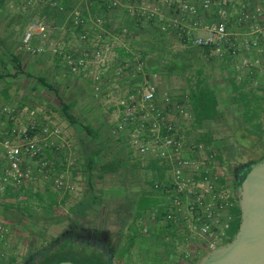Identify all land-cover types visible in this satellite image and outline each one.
Returning a JSON list of instances; mask_svg holds the SVG:
<instances>
[{
  "label": "crops",
  "instance_id": "1",
  "mask_svg": "<svg viewBox=\"0 0 264 264\" xmlns=\"http://www.w3.org/2000/svg\"><path fill=\"white\" fill-rule=\"evenodd\" d=\"M66 1H70L64 10L66 17L62 15L58 20L50 21L55 25L51 38L75 54L87 51L92 58L94 51L102 53L98 69H95L100 76L97 96L95 82L85 75L71 74L60 58L48 52L36 55L20 49L28 25L45 20L35 2L25 5L20 0H0V106L12 111L10 118L0 113V264H23L30 236L25 228L34 223L31 220L33 210H40L45 204H57V212L66 215L77 204H88L86 214L93 223L98 215L94 210L100 207H110L107 215L113 216L110 213L119 205L140 204V200L135 201L133 197L138 192L146 195L153 192L156 195L159 201L151 207L153 210L163 203L159 193L153 190L154 181L133 180L134 174L130 170L135 167L138 172L147 174L157 171L149 167V161L139 156L130 143V134L139 126L144 113L139 106L142 93L149 84L156 87L152 102L156 110L162 112L184 137L189 136L188 130L196 131L188 137L189 142H212L220 150L224 162L225 152L217 144L224 141L235 144L239 138L257 139L255 134L244 131L242 106L238 104L244 91L238 90L236 82L239 60L242 56L251 59V53L219 58L207 48L183 44L173 34L159 31L156 22L132 20L124 10H113L92 0ZM73 7H77L85 19V26L79 27L77 32L67 20ZM97 15H101L104 21L103 38L96 46H91L82 42L78 35L87 32L88 39L93 37L96 28L92 22ZM201 17L206 25L215 21L214 13L207 16L201 13ZM194 65L198 67L194 68ZM178 79L184 82L179 88L175 86ZM199 83L201 90H212L217 99V114L201 123L188 109V84L194 89ZM257 92L264 96V89ZM62 103L68 105V111L75 118L73 124L63 118ZM127 105L134 106L136 119L122 130H117ZM31 122L38 127L59 130L60 137L50 139L56 144L64 140L70 147L63 150L60 156L46 149L45 157L52 163L47 178L37 176L34 181L19 186L3 184L5 157L2 141L10 137L13 126L29 125ZM83 126H89L95 138L88 136L82 130ZM88 156L95 160L91 185L82 169ZM67 159L72 160L74 165L66 167ZM111 161L117 166L116 171L105 174L103 180L97 179L95 176L100 174L101 164ZM59 175L76 185L73 192L58 190L51 185V178ZM234 180L232 178L230 182ZM230 214L235 220L234 214ZM164 227L165 224L160 222L156 228L148 224L149 235L139 239L137 246L146 249L153 245L163 254L175 252V245L188 244L185 252L180 253L185 255L192 250L190 255H193L185 264H193L194 258L201 252L200 241L203 240L189 239L179 228L169 231ZM165 240L170 244H166Z\"/></svg>",
  "mask_w": 264,
  "mask_h": 264
},
{
  "label": "built area",
  "instance_id": "2",
  "mask_svg": "<svg viewBox=\"0 0 264 264\" xmlns=\"http://www.w3.org/2000/svg\"><path fill=\"white\" fill-rule=\"evenodd\" d=\"M20 1L25 5L35 2L40 10L49 7L63 12L66 9L62 0ZM92 1L113 10H124L134 21L156 22L159 31L173 34L183 44L207 48L219 58L251 53V59L242 56L239 60L236 81L242 83L248 78L250 88H264V0ZM201 13L206 16L214 13L215 21L211 25L204 24ZM67 20L73 29L85 26V19L77 7L69 12ZM92 23L96 28L93 37L88 39V33L82 32L78 38L96 46L103 38L102 16L97 15ZM54 28L55 25L47 20L31 22L22 36L20 49L36 55L48 52L60 58L71 74L85 75L95 82L97 96L100 76L95 69H98L102 53L96 50L92 58L87 51L72 53L51 38ZM155 95L153 84L142 93L139 108L144 113L139 126L130 134L131 146L142 158L158 163L163 177L154 182L153 190L163 199L158 207L163 213V222L177 226L189 239L203 240L200 244L209 252L229 238L234 221L229 211L237 205V189L228 180L223 155L214 148L189 142L152 105ZM134 110L133 105L125 107L117 130L136 119ZM0 113L10 118L12 111L0 106ZM59 134V130L38 127L35 122L10 128V137L2 141L5 164L1 182L19 186L34 181L37 176L47 178L52 163L45 157L46 149L60 156L70 147L64 140L56 144L50 139L60 137ZM73 165L72 160H66V167ZM64 178L63 175L51 178V185L73 192L75 186Z\"/></svg>",
  "mask_w": 264,
  "mask_h": 264
},
{
  "label": "trees",
  "instance_id": "3",
  "mask_svg": "<svg viewBox=\"0 0 264 264\" xmlns=\"http://www.w3.org/2000/svg\"><path fill=\"white\" fill-rule=\"evenodd\" d=\"M70 2V1H69ZM69 2L62 0L61 4L65 8L68 7ZM93 5V3H92ZM45 20L47 21H56L60 16L66 17L65 11L58 12L52 8L45 7L42 10ZM68 25L70 26L69 22ZM75 32L80 31V28L74 29ZM79 33V32H78ZM248 78L245 79L242 83H238L237 87L239 91H244L239 97V103L242 106L243 120L245 121V132L252 133L257 136L259 141L264 138V120H262V114L264 113V96H260L257 91L264 88H250L248 85ZM233 85L234 82L232 83ZM190 89L188 109L191 114L194 116L195 120L198 123H201L205 120H210L215 117L217 114V99L213 94L212 90L204 89L201 90V84L199 83L194 89ZM254 90L256 92H252ZM62 116L69 123L73 124L76 122L75 118L70 114L69 107L65 103L61 105ZM145 126H147L145 124ZM82 130L87 133L88 136L95 138L94 131L89 126H83ZM200 144L205 145L208 148H214L218 152L220 150L212 144L210 141H201ZM264 159H261L262 161ZM94 157L88 156L85 165L82 166L83 173L88 176V184L91 185V180L93 178L92 168L94 165ZM259 161V162H260ZM257 161L249 163L245 167L237 168L234 173L233 181L236 189L239 188L241 182L243 181L247 172L255 165ZM148 165L153 170L159 172V166L157 161L152 160L148 162ZM117 169L114 162H105L100 166V174L95 177L99 180H103L105 174L114 173ZM162 174L159 172L157 179L153 181L162 180ZM154 183L152 184V186ZM237 205L234 210H230L235 216L232 227L229 232V238L225 240L222 244L230 242L234 235L236 234L240 222V210L238 206V197L236 196ZM88 204H77L76 207L72 208L67 215H65L64 220H71L73 223L72 232H67V234L60 235L55 240L49 244L43 251L28 257L25 263L27 264H53L57 262L70 261L76 264H120L130 252L134 251L139 239L144 236L149 235L147 232V225L151 227L156 223H164V230H174L177 229V226H174L170 222H163V213L161 210H153L151 207H144L141 209L139 204H122L116 207L112 211L113 216L109 215V220L113 223H105L104 216L96 215L97 219L100 220L90 222L88 220L86 211ZM57 204H45L40 207V212H33L35 220H41L44 224L52 223L58 224L60 222V217L57 213ZM29 211V208L27 209ZM234 211V212H233ZM81 219L84 221L81 224ZM87 219L88 221H85ZM107 224L110 226H116L120 230L117 233L115 242L111 244V237L107 232V229L104 228ZM123 229H126L127 233L122 232ZM82 235V238L90 237L94 238L93 244L90 242L81 241V238H75L76 235ZM151 234V233H150ZM125 241L120 242V239ZM83 251L82 255H79L77 252ZM60 252H63L60 255Z\"/></svg>",
  "mask_w": 264,
  "mask_h": 264
},
{
  "label": "rangeland",
  "instance_id": "4",
  "mask_svg": "<svg viewBox=\"0 0 264 264\" xmlns=\"http://www.w3.org/2000/svg\"><path fill=\"white\" fill-rule=\"evenodd\" d=\"M195 67H198V65H194V68ZM182 85H184V82L178 79L176 81L175 86L179 88ZM262 120H264V113L262 114ZM188 131H189V136L185 135L187 137V138L185 137L186 139H188V137L190 138V136H193L196 132L194 130H188ZM237 141L238 142L235 144L232 143L227 144L224 141L222 142V144L216 145L218 147L221 145L220 147H222V150H224L225 152V156H226L225 166H226V175L228 177V180H232L237 168L245 167L251 162L254 161L259 162L261 159H264V138H262L259 141V139L256 138L250 139L247 137L246 139L239 138ZM111 155L113 157L116 156V154H111ZM108 158H110V155L108 156ZM130 170H132L134 174L132 177L133 180H137V181L145 180L146 182L157 179L158 175H156V173L157 174L159 173L157 171H153L155 173H149V174H147V172L144 173L143 171L138 172L137 170H135V167L130 168ZM74 186L76 187L75 184ZM133 197L135 201L136 199L140 200L139 207L141 209H143L144 207H154V205L159 201V199L156 197V195H154L153 192L151 193V195L149 194L146 195V194H142L141 192H138ZM109 208L100 207V209L94 210L98 214V216L102 215L104 216V218H106L105 223L106 222L113 223L111 220H109L110 217L107 215L109 214L110 211ZM33 212H40V210H33ZM64 214L65 213L63 212L58 213V216L60 217V222L58 224H52V223L44 224L42 222L35 220L34 218L31 219L32 221H34V223L31 225H27V227L25 228L28 234H30L26 246L27 249L26 259L43 251L49 244H51L55 240V238L60 236L63 232L72 230L73 223L71 222V220L68 221L64 220L65 217ZM88 220L85 219V221ZM96 221L97 223H99L100 220L98 219ZM80 222L81 224L84 223L82 219ZM157 224L154 226L155 228L157 227ZM104 228L107 229V232L111 237V244H113L116 241L115 238L117 237L116 235L120 229L116 226H110V224H107L106 226H104ZM122 232H124V234L127 233L126 229H123ZM161 236L163 237V234H161ZM124 241H125V236L124 239H120V242H124ZM165 243L168 245L170 244L168 240H165ZM175 246H176L175 252L170 251L168 253L165 252L163 254H160L157 251V249L154 248L153 245L148 246L146 249L143 248L141 249L140 245L138 246L136 245L135 247L136 249L132 251V254L126 257L120 264H173V263L185 264L187 261H189L190 256L193 255V254L190 255V253L193 251L189 250L190 253H186L185 255H183L180 252L181 251L185 252V250L188 248V244H184L180 246L175 245ZM200 251L202 252V254L208 253L205 246H202ZM77 253L79 255H82L83 251L81 252L78 251ZM62 254L63 252H60V255ZM194 259H196V262L193 264H197L200 258H194ZM25 262L26 260L23 262V264H25ZM42 263L44 264L43 261Z\"/></svg>",
  "mask_w": 264,
  "mask_h": 264
},
{
  "label": "water",
  "instance_id": "5",
  "mask_svg": "<svg viewBox=\"0 0 264 264\" xmlns=\"http://www.w3.org/2000/svg\"><path fill=\"white\" fill-rule=\"evenodd\" d=\"M236 195L240 210L236 234L230 242L202 256L197 264H264V160L251 167Z\"/></svg>",
  "mask_w": 264,
  "mask_h": 264
},
{
  "label": "flooded vegetation",
  "instance_id": "6",
  "mask_svg": "<svg viewBox=\"0 0 264 264\" xmlns=\"http://www.w3.org/2000/svg\"><path fill=\"white\" fill-rule=\"evenodd\" d=\"M67 232H72V230L71 231H65V232H63L64 233V235L65 234H67ZM63 233L61 234V235H63ZM75 238H81L80 240L81 241H85V242H90L91 244H93V242H94V238H90V237H85V238H82V235H76V237ZM205 255V253H203L202 254V252H200L199 254H197L196 255V257L195 258H201L202 256H204ZM196 262V259H194V263ZM27 264V263H26ZM30 264V263H29Z\"/></svg>",
  "mask_w": 264,
  "mask_h": 264
}]
</instances>
